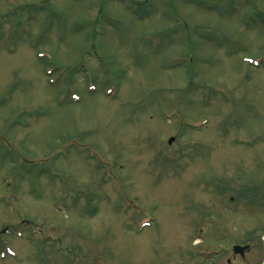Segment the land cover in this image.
<instances>
[{
	"label": "rangeland",
	"instance_id": "374dc122",
	"mask_svg": "<svg viewBox=\"0 0 264 264\" xmlns=\"http://www.w3.org/2000/svg\"><path fill=\"white\" fill-rule=\"evenodd\" d=\"M263 177L264 0H0V264H216Z\"/></svg>",
	"mask_w": 264,
	"mask_h": 264
},
{
	"label": "flooded vegetation",
	"instance_id": "af4514ba",
	"mask_svg": "<svg viewBox=\"0 0 264 264\" xmlns=\"http://www.w3.org/2000/svg\"><path fill=\"white\" fill-rule=\"evenodd\" d=\"M264 178V177H263ZM263 178L261 180H263ZM249 184L253 185L256 184V182H249ZM246 185L243 184V187ZM243 187L241 190L240 195L243 193ZM264 193V189H263ZM262 193V197L258 199L256 197V191H253L252 189L247 192V190L244 192L243 197H245V201L248 205H250L253 208H256V214L254 216H251L249 218V224L251 225V228L248 230V234L254 231L259 233V241L253 240L251 237H246L245 239H242L243 244H249V246L243 250L242 252L236 253L234 251H229L225 253V263L223 264H264V194ZM245 203H243L241 206L247 207ZM249 206V212L254 211L253 208ZM253 209V210H251ZM250 240L253 241L250 243ZM253 249L255 251H253Z\"/></svg>",
	"mask_w": 264,
	"mask_h": 264
},
{
	"label": "water",
	"instance_id": "95a60500",
	"mask_svg": "<svg viewBox=\"0 0 264 264\" xmlns=\"http://www.w3.org/2000/svg\"><path fill=\"white\" fill-rule=\"evenodd\" d=\"M171 140V139H170Z\"/></svg>",
	"mask_w": 264,
	"mask_h": 264
}]
</instances>
